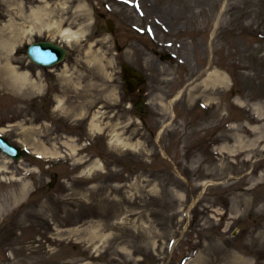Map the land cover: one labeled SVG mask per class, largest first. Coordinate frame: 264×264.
<instances>
[{
	"label": "rangeland",
	"instance_id": "rangeland-1",
	"mask_svg": "<svg viewBox=\"0 0 264 264\" xmlns=\"http://www.w3.org/2000/svg\"><path fill=\"white\" fill-rule=\"evenodd\" d=\"M0 133V264H264V0H0Z\"/></svg>",
	"mask_w": 264,
	"mask_h": 264
},
{
	"label": "bare ground",
	"instance_id": "bare-ground-1",
	"mask_svg": "<svg viewBox=\"0 0 264 264\" xmlns=\"http://www.w3.org/2000/svg\"><path fill=\"white\" fill-rule=\"evenodd\" d=\"M33 13H36V11H34ZM36 18L38 19V20H43L44 18H43V16L42 15H40V13H36ZM61 30V32L67 37V39H69V40H72L73 38H76V37H78V35H79V32H77V31H75V30H73V29H71V28H65V29H60ZM5 41V40H4ZM4 45L6 46V47H8V48H10V47H12L11 48V50L13 49V45L11 44V43H9V42H5L4 43ZM8 64H9V66H10V63H9V61H8ZM10 68H11V66H10ZM11 73H13V74H11L14 78H15V80L17 81V82H19L20 83V85H22V86H25V85H27V84H32L33 86H35L36 87V89H40V84L38 83V82H36V81H31V79H30V72L29 71H19L16 67H14V68H12L11 69ZM32 78V77H31ZM207 81H209V82H213V83H223V77L221 76V74L218 72V70H215V71H213V72H210L209 74H208V78H207ZM96 125V124H95ZM94 125V126H95ZM97 127L101 130V127H99L98 125H97ZM116 139H117V141L119 140V136L117 135L116 136ZM70 144V146L74 149V150H76V149H78L77 148V145H72V143H69ZM38 150H39V152H44L45 154H49V151H48V148L46 149V148H37ZM52 154H55L54 152H51ZM9 161H11L9 158H6V156H5V159H4V164H2V165H6V163H9ZM2 165H0V166H2ZM7 167V166H6Z\"/></svg>",
	"mask_w": 264,
	"mask_h": 264
},
{
	"label": "water",
	"instance_id": "water-1",
	"mask_svg": "<svg viewBox=\"0 0 264 264\" xmlns=\"http://www.w3.org/2000/svg\"><path fill=\"white\" fill-rule=\"evenodd\" d=\"M48 45L50 46L51 44L50 43L36 44L30 49V54L32 55L33 58L43 63H53V62L58 61L59 59H62V57L66 53V50L59 46H55L57 50L55 49L56 51L52 52L48 49ZM124 71H125V77H126L127 82L129 81L130 75L140 76L139 74H136V71H134L133 69L125 68ZM127 72L129 74H126ZM0 144L4 146L6 150L12 152L15 157L19 156L17 151L9 147L7 143H3L2 139H0Z\"/></svg>",
	"mask_w": 264,
	"mask_h": 264
}]
</instances>
